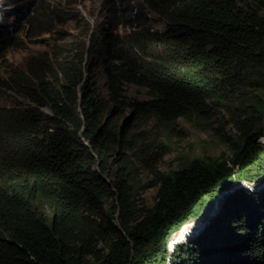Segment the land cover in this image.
Returning <instances> with one entry per match:
<instances>
[{"label":"trees","instance_id":"1","mask_svg":"<svg viewBox=\"0 0 264 264\" xmlns=\"http://www.w3.org/2000/svg\"><path fill=\"white\" fill-rule=\"evenodd\" d=\"M24 6L37 35L84 20L64 0ZM102 11V24L88 23V39L58 60L55 81L44 57L0 77L1 97L30 101L0 108V121L14 124L0 133V264H165L169 227L264 162V0H103ZM12 39L6 30L0 43ZM133 86L152 100L129 96ZM208 101L239 104L232 157L163 173L137 216L131 183L108 180L109 156L133 149L115 116L131 108L172 120ZM218 210L172 264H264V190H235Z\"/></svg>","mask_w":264,"mask_h":264},{"label":"rangeland","instance_id":"2","mask_svg":"<svg viewBox=\"0 0 264 264\" xmlns=\"http://www.w3.org/2000/svg\"><path fill=\"white\" fill-rule=\"evenodd\" d=\"M18 1L0 0V41L1 33L6 30H10L13 37L10 45L3 46V42L0 43V77L6 78L13 69L25 70L31 57H44L53 70L49 72L48 79L55 81V75L60 69L58 60L72 52L71 41L84 43L88 39L86 34L89 32L88 23H91L92 28L95 29L102 24L104 20L103 0H64L77 7L84 20L61 24L55 32L41 35L35 34L34 28L29 24L34 8L22 18L17 10L22 9L26 0ZM60 77L62 78L63 75L60 74ZM145 91L143 88L133 86L128 95L144 101L152 100ZM5 94V96H0V108L16 102L30 103L29 100H23L14 92L6 91ZM254 94L251 92L250 97L252 98ZM238 106L239 104L235 101L222 104L208 101L207 105L192 109L190 114L181 115L172 120H168V113L161 115V112L156 114L145 111L144 114L136 116L131 108L117 114L115 120L119 124L126 125L128 139L132 140L133 149L125 150V154L120 155L116 152L109 156V168L112 169V175L108 176V180L110 183H115L117 179L124 177L131 183L132 203L136 215L141 216V212L155 202L158 189L155 184L163 173L179 169L196 158L209 161L214 158L232 157L234 146L241 138V131L236 124L240 114ZM42 111L53 114L48 107H44ZM10 129H14L11 121H0L1 134ZM261 144L264 145V137L261 139ZM128 172L129 174H126ZM262 172H264V162L261 167L257 165L252 171H238L237 174H243L244 178L256 183L257 187L258 185L262 187L264 186V175L258 178V174ZM10 178H13L12 183L17 184V187L25 181L14 175ZM11 180L7 179L6 182L9 184ZM29 182L31 185L32 180L30 179ZM234 182L223 191L238 187V184L236 186ZM114 191L113 198H116L119 192L116 188ZM215 193L203 195L183 222L186 223L200 216L203 208ZM227 194V192L223 193L224 199ZM113 198L111 197L107 204H110ZM181 224L182 220L171 225L164 238L168 241L173 231L177 230Z\"/></svg>","mask_w":264,"mask_h":264},{"label":"bare ground","instance_id":"3","mask_svg":"<svg viewBox=\"0 0 264 264\" xmlns=\"http://www.w3.org/2000/svg\"><path fill=\"white\" fill-rule=\"evenodd\" d=\"M237 184L238 186L247 184L256 189L258 187H261L259 185L257 187L256 183L252 181L248 182L247 180L239 181L234 185L237 186ZM224 201V195L219 198L218 206L216 198L210 199L207 205L203 208V211L201 212L200 216L188 220L186 223L181 224V226L177 230L173 231L172 236L169 238L168 247H173L175 249L178 245L186 242L189 238L198 235L200 230H203V225L206 222V219L210 218L220 208L219 206H221Z\"/></svg>","mask_w":264,"mask_h":264},{"label":"clouds","instance_id":"4","mask_svg":"<svg viewBox=\"0 0 264 264\" xmlns=\"http://www.w3.org/2000/svg\"><path fill=\"white\" fill-rule=\"evenodd\" d=\"M102 3H103V1H102ZM33 8V7H32ZM31 7L30 8H27L26 6H22V9H19V10H17V12H19V16L21 15V14H23V17H24V15H26L27 13H29V12H31V9H32ZM21 17V16H20ZM22 17V18H23ZM92 26V25H91ZM259 178V177H258ZM242 181V180H247L248 182H251L250 180H248L247 178H239V179H236L235 180V182L234 183H237L238 181ZM264 186H262V187H260V188H258V189H256V188H254V187H252V186H249V185H247V184H243V185H240V186H238V187H236V188H229V189H227V196L229 195V194H231V193H233V192H235V190L237 191V190H239L240 188H245V189H247V190H249V191H251V192H260V191H263L264 190V188H263ZM226 191V190H225ZM225 191H223V190H221L220 192H216V195L218 194V196L220 195V196H222L223 195V193L225 192ZM215 195V196H216ZM212 197L211 199H213V198H217L218 196H216V197ZM220 208H221V206H219ZM219 211V210H218ZM217 211V212H218ZM216 212V213H217ZM215 213V214H216ZM214 214V215H215ZM214 215H212L211 216V218H210V220L214 217ZM207 220V219H206ZM209 220V221H210ZM207 221L204 223V228L206 227V225H207ZM202 232V229L200 230V232H199V234ZM198 234V235H199ZM197 236V235H196ZM195 237V236H194ZM191 238H189L186 242H184V243H182V244H180V245H184V244H186L189 240H190ZM167 242H169V240L167 241ZM180 245H178V246H180ZM167 247H168V243H167ZM168 252L165 254V264H172V260H173V255H174V253H175V249L174 248H169L168 247Z\"/></svg>","mask_w":264,"mask_h":264},{"label":"water","instance_id":"5","mask_svg":"<svg viewBox=\"0 0 264 264\" xmlns=\"http://www.w3.org/2000/svg\"><path fill=\"white\" fill-rule=\"evenodd\" d=\"M24 14V13H23ZM23 14H21L20 16L23 17ZM225 192H228V191H225ZM221 196L219 195L217 198H216V202H217V206H218V200ZM211 218V217H210ZM210 218H208L206 221L209 222ZM173 248V247H171Z\"/></svg>","mask_w":264,"mask_h":264},{"label":"flooded vegetation","instance_id":"6","mask_svg":"<svg viewBox=\"0 0 264 264\" xmlns=\"http://www.w3.org/2000/svg\"><path fill=\"white\" fill-rule=\"evenodd\" d=\"M216 195V194H215Z\"/></svg>","mask_w":264,"mask_h":264}]
</instances>
